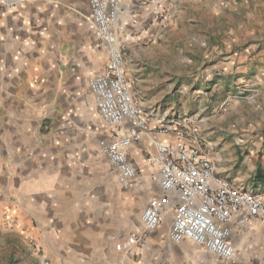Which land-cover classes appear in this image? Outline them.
<instances>
[{
  "label": "rangeland",
  "instance_id": "obj_1",
  "mask_svg": "<svg viewBox=\"0 0 264 264\" xmlns=\"http://www.w3.org/2000/svg\"><path fill=\"white\" fill-rule=\"evenodd\" d=\"M113 1L114 46L144 121L139 139L127 149L152 128L160 133L168 127L198 146L231 187L264 196V0H163L165 6L158 8L147 0L145 10H152L147 18L122 14L124 0ZM85 27L82 42L67 40L59 61L50 56L48 101L36 100L29 121L34 146H73L64 154L65 165L80 177V194L97 184L91 197L98 199L104 180L114 191L130 185L118 183L116 170L98 147L112 128L99 118L88 81L105 68L107 51L92 38L89 23ZM35 52L33 62L45 69ZM32 155L49 156L52 166L60 154L32 147ZM140 205L118 222L113 236L137 224ZM8 218L0 210V264H92L75 256L78 249L49 244L53 234H46L48 245L34 236L29 241L16 236ZM257 240H248L237 257L220 264H264V236Z\"/></svg>",
  "mask_w": 264,
  "mask_h": 264
},
{
  "label": "crops",
  "instance_id": "obj_2",
  "mask_svg": "<svg viewBox=\"0 0 264 264\" xmlns=\"http://www.w3.org/2000/svg\"><path fill=\"white\" fill-rule=\"evenodd\" d=\"M145 1L124 0L122 14L149 17L152 10H145ZM162 1L153 2L158 8L165 6ZM84 23L91 26L94 39L86 0H0V210L8 212L9 229L26 241L34 236L47 245L46 234H53L49 244L57 241L65 251L78 249L75 256L82 263L220 264L222 261L191 242L173 239L170 234L173 206L166 209L157 230L140 239L130 253H118L114 249L116 243L140 230L139 215L147 202L161 197L157 171L147 160L154 153L155 143L174 145L178 141L172 130L162 135L152 128L126 150L136 178L130 187L120 191H114L113 184L104 180L100 185L103 190L98 198L99 206L94 197L97 184L86 194H80L83 191L79 189L80 177L65 165L64 154L71 152L73 146L31 144L34 130L29 121L30 112L36 100L48 101V60L50 56L55 62L61 59L66 53L67 40L83 41L88 32ZM34 50L36 60L45 69L37 68L33 62ZM111 130L107 137L122 135L125 127ZM32 147L38 153H47L49 148L55 150L60 154L56 157L59 166L55 163L49 166V156L38 155L34 159ZM138 204L141 205L136 214L137 224L113 236L118 222ZM260 236H264V223L258 219H250L243 226L232 225L230 242L235 256L241 247L244 250L248 240L258 241Z\"/></svg>",
  "mask_w": 264,
  "mask_h": 264
},
{
  "label": "built area",
  "instance_id": "obj_3",
  "mask_svg": "<svg viewBox=\"0 0 264 264\" xmlns=\"http://www.w3.org/2000/svg\"><path fill=\"white\" fill-rule=\"evenodd\" d=\"M93 37L107 51V64L92 76L88 88L94 97L101 121L108 127L125 132L98 142L103 155L117 173L121 186H129L136 170L129 162L126 149L138 140L144 121L133 103L125 79L119 50L114 46L113 0H87ZM164 127L162 135L170 134ZM178 135V134H177ZM148 165L157 171L161 197L147 202L139 215L140 230L130 233L114 245L118 253H130L145 235L157 230L166 209L173 206L170 234L174 240H187L219 261H231L235 248L230 242L231 226H243L250 219L264 223V196L231 187L214 173V167L196 145L187 144L178 135L174 145L155 143Z\"/></svg>",
  "mask_w": 264,
  "mask_h": 264
}]
</instances>
